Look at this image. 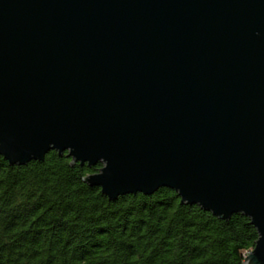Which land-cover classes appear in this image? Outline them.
<instances>
[{"label": "water", "instance_id": "obj_1", "mask_svg": "<svg viewBox=\"0 0 264 264\" xmlns=\"http://www.w3.org/2000/svg\"><path fill=\"white\" fill-rule=\"evenodd\" d=\"M50 150L109 200L243 213L264 264V0H0V156Z\"/></svg>", "mask_w": 264, "mask_h": 264}, {"label": "trees", "instance_id": "obj_2", "mask_svg": "<svg viewBox=\"0 0 264 264\" xmlns=\"http://www.w3.org/2000/svg\"><path fill=\"white\" fill-rule=\"evenodd\" d=\"M67 151L0 156V264H242L258 239L241 212L223 219L161 187L109 200Z\"/></svg>", "mask_w": 264, "mask_h": 264}, {"label": "bare ground", "instance_id": "obj_3", "mask_svg": "<svg viewBox=\"0 0 264 264\" xmlns=\"http://www.w3.org/2000/svg\"><path fill=\"white\" fill-rule=\"evenodd\" d=\"M247 253V252H246ZM245 252H244V254H246Z\"/></svg>", "mask_w": 264, "mask_h": 264}]
</instances>
